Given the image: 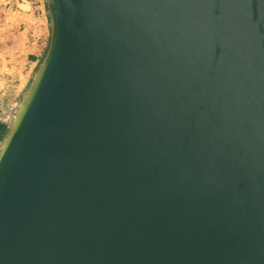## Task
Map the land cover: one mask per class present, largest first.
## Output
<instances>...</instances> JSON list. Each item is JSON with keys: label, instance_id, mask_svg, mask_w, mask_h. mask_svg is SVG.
Returning <instances> with one entry per match:
<instances>
[{"label": "water", "instance_id": "obj_1", "mask_svg": "<svg viewBox=\"0 0 264 264\" xmlns=\"http://www.w3.org/2000/svg\"><path fill=\"white\" fill-rule=\"evenodd\" d=\"M46 7L0 264H264V0Z\"/></svg>", "mask_w": 264, "mask_h": 264}, {"label": "rangeland", "instance_id": "obj_2", "mask_svg": "<svg viewBox=\"0 0 264 264\" xmlns=\"http://www.w3.org/2000/svg\"><path fill=\"white\" fill-rule=\"evenodd\" d=\"M0 7V121L10 124L38 65L35 66V60L30 57L35 55V44L31 42L37 35L25 29L19 10L4 3Z\"/></svg>", "mask_w": 264, "mask_h": 264}, {"label": "crops", "instance_id": "obj_3", "mask_svg": "<svg viewBox=\"0 0 264 264\" xmlns=\"http://www.w3.org/2000/svg\"><path fill=\"white\" fill-rule=\"evenodd\" d=\"M1 3L5 4L4 0H0V5ZM2 9L5 11L3 7ZM8 10L9 9H7V13H9ZM19 12L20 17H22L24 22L26 23L25 29L28 30V33L32 32V34L37 35V38L35 36V38L33 39L34 41L31 42L32 44H35V55L30 56L31 59L35 60L36 66L38 63V58L41 56L48 44V37L50 34L46 0H39V5L37 7L31 8L29 5H23L22 10H19ZM28 46L31 47L30 44H28Z\"/></svg>", "mask_w": 264, "mask_h": 264}, {"label": "built area", "instance_id": "obj_4", "mask_svg": "<svg viewBox=\"0 0 264 264\" xmlns=\"http://www.w3.org/2000/svg\"><path fill=\"white\" fill-rule=\"evenodd\" d=\"M4 2L13 10H22L23 5H29L31 8L39 5V0H4Z\"/></svg>", "mask_w": 264, "mask_h": 264}, {"label": "trees", "instance_id": "obj_5", "mask_svg": "<svg viewBox=\"0 0 264 264\" xmlns=\"http://www.w3.org/2000/svg\"><path fill=\"white\" fill-rule=\"evenodd\" d=\"M50 28V27H49ZM49 38H50V34H49V37H48V42H49ZM48 46V44H47ZM47 46L45 47L43 53L41 54V56L38 58V63L41 61V59L43 58L45 52H46V49H47ZM9 129V123L6 122V121H0V141L4 138V136L6 135L7 131Z\"/></svg>", "mask_w": 264, "mask_h": 264}]
</instances>
